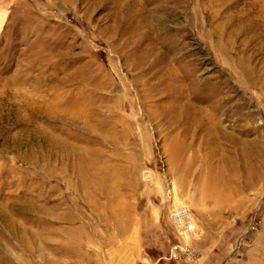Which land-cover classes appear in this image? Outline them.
Returning a JSON list of instances; mask_svg holds the SVG:
<instances>
[{
  "label": "rangeland",
  "instance_id": "rangeland-1",
  "mask_svg": "<svg viewBox=\"0 0 264 264\" xmlns=\"http://www.w3.org/2000/svg\"><path fill=\"white\" fill-rule=\"evenodd\" d=\"M0 264H264V0H0Z\"/></svg>",
  "mask_w": 264,
  "mask_h": 264
},
{
  "label": "built area",
  "instance_id": "built-area-1",
  "mask_svg": "<svg viewBox=\"0 0 264 264\" xmlns=\"http://www.w3.org/2000/svg\"><path fill=\"white\" fill-rule=\"evenodd\" d=\"M175 217V220L177 222H180L181 224L183 223V230L185 232H192L194 230V227L190 224V222H188V214L186 213V210L184 212V217L181 218V220H178L177 216H174ZM186 219V220H185Z\"/></svg>",
  "mask_w": 264,
  "mask_h": 264
},
{
  "label": "bare ground",
  "instance_id": "bare-ground-1",
  "mask_svg": "<svg viewBox=\"0 0 264 264\" xmlns=\"http://www.w3.org/2000/svg\"><path fill=\"white\" fill-rule=\"evenodd\" d=\"M174 216H177L178 220H181L178 214L174 213ZM189 217V216H188Z\"/></svg>",
  "mask_w": 264,
  "mask_h": 264
}]
</instances>
